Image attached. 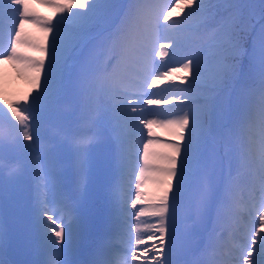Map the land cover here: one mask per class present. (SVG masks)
<instances>
[{"label":"snow or ice","instance_id":"1","mask_svg":"<svg viewBox=\"0 0 264 264\" xmlns=\"http://www.w3.org/2000/svg\"><path fill=\"white\" fill-rule=\"evenodd\" d=\"M39 2L56 9L55 19L31 11L28 0H0V61L18 63V74L30 70L27 79L31 83L22 97L0 98L17 122L11 136L0 131V154L11 146L27 157L12 165L0 159V264H132L140 260L137 246L144 243L140 238L144 231L151 232L147 240L159 245L158 249L153 245L154 264H180L170 259L169 245L176 239L175 221L181 211L186 213L185 219L194 212V224L205 228L211 224L210 258L195 264H264V211L259 212L255 230L249 228L237 237L234 228L236 217L245 210L237 196L240 169H248L255 177L249 189V211L264 207V0H177L173 7L178 11L163 14L165 22L173 15L183 13L184 17L172 22L176 37L161 44L155 55L164 58L169 51L178 53L182 43L192 45L193 51L181 64L184 87L171 85L179 96L174 92L169 99L146 101L158 106L155 111L137 108L140 101L128 99L130 95L142 97L146 89L160 83L158 76H153L151 84L146 79L155 70L151 51L160 27L159 14L150 11L148 0H129L127 4L118 0ZM193 16V21L184 22ZM26 21L44 29V43H35L23 34ZM22 44L41 55H25L18 48ZM241 57H247V66L241 64ZM128 69L136 71L130 74ZM68 95L79 98L90 123L110 128L116 141L114 178H100L97 238L87 255L78 243L80 207L87 193L79 188L66 190L58 171L61 144L46 136L47 126L58 119V104ZM165 104L172 105V110H161ZM146 112L173 118L138 119ZM0 117H7L3 107ZM153 124L174 137L163 145L166 151H150ZM140 125L148 129L146 141ZM96 139H76L78 156L83 157ZM141 142L142 164L131 206L135 209L143 202L141 184L146 170L152 169L157 174L156 190L149 201L152 211L141 207L136 212L134 244L129 233L127 247L116 250L110 234L120 228L127 212L130 176ZM157 160L160 163L154 162ZM225 161L236 162L237 175L231 169L225 173ZM85 163L81 159L79 167L83 169ZM26 167L37 183L25 212L27 234L21 239L10 228L9 219L10 213L25 211L16 201L15 187ZM143 216L155 217L156 222L142 225ZM9 247L14 248L17 259L3 258ZM142 264H148L146 256Z\"/></svg>","mask_w":264,"mask_h":264},{"label":"rangeland","instance_id":"2","mask_svg":"<svg viewBox=\"0 0 264 264\" xmlns=\"http://www.w3.org/2000/svg\"><path fill=\"white\" fill-rule=\"evenodd\" d=\"M32 0H28V4L29 2ZM35 2L39 5L42 6V4L39 2V0H35ZM173 13H175L176 11H178L177 8H174L173 6L170 7V9ZM31 11L35 12L36 9H31ZM37 26L35 25V23L26 21L24 23L23 26V34L27 37L26 33L30 32V28ZM5 33H9V31L5 32ZM10 35V34H9ZM8 36V35H6ZM32 41H34L35 43H41L39 41V38H30ZM7 47H10V39L8 40L7 43ZM19 51L23 52L25 55H34L35 53H40L38 50L30 47L27 44H22L18 46ZM19 67V64L17 63L14 66L13 62L10 61H0V88L2 86L7 87L9 90L12 91V93L15 96H19L21 93H24L27 91V89H29L31 87V83L30 81L27 79V74L24 70L23 73L18 74L17 72V68ZM179 67H175V71L178 72ZM2 85V86H1ZM179 86V85H178ZM181 88H183L182 86H179ZM165 88H167L168 90L165 92H161L158 90H153L150 91L149 93H159V94H152L151 95V99H169L171 97V95L175 92L177 96H179V93L176 91V88L172 87L171 85L167 84L165 85ZM0 98H4L3 93H8V91H2L0 90ZM149 95V94H148ZM144 94L142 97H140L141 102L140 105L138 106L137 104V108L143 106L145 109H152L150 107V105H147L146 101L149 99V96ZM128 99H135L134 97H129ZM176 107H179V104L174 102ZM61 107H65V105H67L66 103H60L59 104ZM0 107H3L4 109L6 108V106H4L2 104V99H0ZM67 107V106H66ZM158 107V106H157ZM173 108L172 105H162L160 106L161 110H168L171 111ZM155 111V110H154ZM171 115H149L147 114V112L145 113L144 116L140 117L143 119H156V120H162V119H172L173 117ZM12 122L17 123L14 118L10 117ZM140 128H144L143 125H140ZM147 129V128H146ZM148 130V129H147ZM146 130H143V140L146 141L148 139L147 136L144 135ZM148 134V132H146ZM152 134L155 135V137H153V144L150 145V151H156V152H163L166 151V148L163 146L164 144H166L169 141H172L174 139V137L172 136V134L164 127L159 126L157 124H153L152 125ZM106 137V136H105ZM44 141H42L41 143H43ZM138 152H141L143 150V143H139L138 146ZM134 161H135V167L134 170L132 171V174L130 176V187L128 189V196L130 197V199H127V212L124 213V217H123V221L122 224L120 225V228L118 230L115 231V233H117L120 230V234H121V238H118L117 241H113L111 240V243L113 244L114 248L116 250H121L123 248L127 247V238H128V234L131 233V238H132V242L134 244L135 242V238H136V232L134 231L135 226L137 224V220H136V212L140 210V208H144L145 211L147 212H151L152 211V207L149 203L150 199H151V195L152 193L156 190V184H155V177H156V173L152 171V169H147L145 172V179L143 181V183L141 184V191L143 193H145V197L143 202H138L137 207L135 209L132 208L131 206V200L135 199V194H136V188H135V183H136V176L139 173V165H140V158H135L134 157ZM156 163H160V161H154ZM99 163V159L95 156L94 152H90L89 158H88V168L89 169H93L95 165H98ZM232 164V163H231ZM228 161L224 162V171H228L230 165ZM102 167V168H101ZM101 167H97L94 172H97V174L102 175H106L107 177H111L113 178V176L111 175L110 172L107 171L106 168V163L102 164ZM103 169V171H102ZM93 171V170H92ZM92 171L89 170V173L85 176V178L81 181L82 183V189L84 191H86V196L89 197H93L96 198L97 200H99L98 194H97V189L100 183V180H96L95 178L93 179V177H95V174ZM245 171L248 172L249 175H252V172L249 171L248 169H245ZM60 178L61 181L64 185H69L71 189L72 188V182L69 181V183L63 178V176L61 174ZM248 176V175H247ZM246 177V176H245ZM243 178L241 175L238 176V181L237 184L239 185V182L243 181ZM245 181H247V179H244ZM254 182V181H253ZM253 182H247L248 185L252 186ZM244 196L241 198V201L246 205V208L249 207V203H248V198L247 196L249 195V189L245 191ZM23 206V203H21L19 205V208ZM260 211H264V207H252L249 211L248 209H245L244 211L241 212V214L239 216L236 217L235 220V225L234 228L236 229L235 231V235L238 237L242 231H246L249 228H252L253 230H255L256 228L259 227V219H258V215ZM80 216H82L81 213V207H80ZM156 222V218L155 217H151V216H143L140 218V223L143 224H154ZM14 225H16V222H14ZM208 230L211 229V224H208ZM85 231L86 233L89 230L88 225L85 226ZM176 229V227H175ZM151 232L150 231H144L141 233L140 238L142 240H144V243L142 245L137 246V255L140 256V260L137 261H133L132 264H142V261L144 260V257L146 256L148 258V264H152V256L156 255V252L153 250V245H156V248H159L158 243H156V241H149L147 240V235H150ZM158 236V233L156 234ZM227 235V233L225 234ZM116 237V236H115ZM195 235L188 237L189 239H195ZM181 238H183V235L179 232L176 233V239L173 242V244L169 245V247H171L172 249V253L170 256V259H173L179 255H183L185 253V250L182 246L181 243ZM147 247L148 248V252L144 253V248ZM208 247V244L205 246ZM209 248V247H208ZM143 253V255H141ZM189 253V252H188ZM121 255H123V252H121ZM127 258L128 260H131V252L127 253ZM162 258V257H160ZM210 258V256L208 257V259ZM200 261H203L202 258H197Z\"/></svg>","mask_w":264,"mask_h":264},{"label":"trees","instance_id":"3","mask_svg":"<svg viewBox=\"0 0 264 264\" xmlns=\"http://www.w3.org/2000/svg\"><path fill=\"white\" fill-rule=\"evenodd\" d=\"M171 2H173V0H171ZM171 2H169V0H148V7L150 9V11L155 15V14H159L158 15V21H159V24H160V28H161V32L163 34H165V36H167L169 39L170 38H174L176 37L177 33L173 32L171 30L172 28V22L173 21H179L181 20L183 17H184V14L182 13L180 17H176V16H173L172 19L169 21V22H165L163 19H161V16H162V11H164V9L171 4ZM253 2H257V0H253ZM129 3V2H128ZM127 4V3H126ZM195 19V16L193 17H190L188 18L187 20H185L184 22L185 23H190L191 21H193ZM247 46V44L245 45ZM193 51V46L190 45V44H184L182 43L181 44V53L184 52V55H182L183 57L186 58V55L190 52ZM247 57H241V64L243 66H247ZM0 90L2 91H5V88L4 87H1ZM1 92V91H0ZM3 96L4 98L6 99H9L6 95H5V92L3 93ZM4 111H8L7 108L4 109ZM79 113H81V111H78ZM76 114V113H75ZM2 119H4L3 117H0V125L3 126V121ZM63 122V121H62ZM64 124V123H63ZM16 156H20V157H23V156H26L22 151H19L18 153L15 154ZM4 156H5V152L3 154H0V159H2L3 161L5 160L4 159ZM7 161V160H6ZM5 161V162H6ZM4 162V163H5ZM183 216H185L183 214ZM191 218V217H190ZM192 218H194V216H192Z\"/></svg>","mask_w":264,"mask_h":264}]
</instances>
